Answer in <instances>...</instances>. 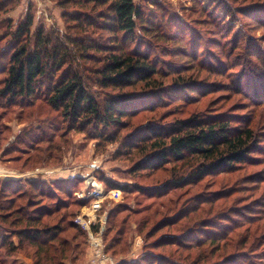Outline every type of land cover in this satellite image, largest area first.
Segmentation results:
<instances>
[{
  "label": "rangeland",
  "instance_id": "1",
  "mask_svg": "<svg viewBox=\"0 0 264 264\" xmlns=\"http://www.w3.org/2000/svg\"><path fill=\"white\" fill-rule=\"evenodd\" d=\"M212 3L149 0L140 5L157 18V29L152 33L139 29L136 42L124 48L149 54L158 86L139 84L131 89L132 116L102 139L94 138L92 130L73 129L48 105L45 90L13 104L0 97V182L55 183L69 191H54L48 197L28 184L19 185L22 195H16L12 208H29L31 202L68 208L60 214L68 224L72 214L82 215L90 208L91 203L81 208L76 203L84 200L78 195L91 178L105 184L107 194L98 215L106 224L105 244L117 242L110 251L118 264L138 263L147 255L171 264H226L229 256L237 264H264V0H220L214 7ZM12 7L0 12V92L16 46L14 34L29 10L35 16L33 32L44 27L56 39L76 36L55 1L9 0L4 10ZM88 36L107 43L108 33L102 29ZM100 58L74 57L73 62L74 68H87L88 84L105 100L115 93L96 84L94 73L106 62L97 61ZM215 116L231 128L253 130L257 146L253 163L183 187L174 183L197 172L191 160L169 161L157 170L139 168L149 149L141 143L142 136L150 128L168 130L189 119ZM69 182L74 185L71 190ZM11 197L0 194V205L8 208ZM77 233L68 230L61 236ZM162 238L166 239L160 243ZM78 241L81 258L65 264L91 262L84 237ZM203 242L206 245L201 246Z\"/></svg>",
  "mask_w": 264,
  "mask_h": 264
},
{
  "label": "trees",
  "instance_id": "2",
  "mask_svg": "<svg viewBox=\"0 0 264 264\" xmlns=\"http://www.w3.org/2000/svg\"><path fill=\"white\" fill-rule=\"evenodd\" d=\"M52 1L63 9L67 28L76 36H64L63 41L56 39L44 27L33 32L35 16L29 10L14 34L16 46L5 70L0 97L13 104L18 99L34 98L45 90L42 95L48 105L60 112L73 129L80 132L92 130L94 138L102 139L110 129L120 128L124 120L132 116L134 102L131 89H136L139 84L148 88L158 86L154 79L156 68L149 54L138 48L128 52L124 48L136 42L139 29L144 33L154 32L157 18L153 14L147 15L142 6L136 5L133 0ZM212 1L214 7L220 0ZM8 3L9 0L0 2V12L13 9L4 10ZM96 29L108 33L107 43L88 39V35ZM93 55L101 57L97 61L106 60L94 73L96 84L115 93L109 94L105 100L96 95L88 84L85 77L87 68H74V57L80 61H92ZM142 138L141 143L149 149L146 148L148 153L139 166L141 169L157 170L169 161L183 163L191 160L194 163L197 172L177 179L174 184L178 187L197 184L205 176L232 172L253 163L255 159L252 157L257 151L255 134L250 127L231 128L218 116L189 119L168 130L150 128ZM138 145L141 144H134L135 147ZM24 184L30 185L35 193L48 197H52L54 191L69 193L64 187H55V183L49 185L53 190H48L49 186L44 182H0V194L12 196L7 199L8 208L0 205V264H16L14 258L18 252L29 254L35 264H65L66 261L80 259L79 238L84 237L85 251L89 247L87 233L75 223L80 214H72L71 221L66 224L65 216L60 214L68 208H44L40 204L35 206L33 202L27 206L29 208H12L18 201L16 195H22L18 192L19 185ZM73 187V182H69L67 189ZM85 187L90 189L87 183ZM91 201L78 200L76 204L81 208ZM59 216L60 220L55 222ZM68 230L81 231V234L62 237ZM105 235L106 232L104 243ZM165 239L162 238L160 243ZM116 243L113 246L106 244V253L113 257L110 250L115 251ZM204 245L205 242L201 246ZM226 261V264H237L231 256ZM133 264L171 263L166 258L152 259L147 255L141 262Z\"/></svg>",
  "mask_w": 264,
  "mask_h": 264
},
{
  "label": "built area",
  "instance_id": "3",
  "mask_svg": "<svg viewBox=\"0 0 264 264\" xmlns=\"http://www.w3.org/2000/svg\"><path fill=\"white\" fill-rule=\"evenodd\" d=\"M136 5H141L149 0H133ZM88 190H83L79 195V199H91V206L87 208V213L79 215L75 223L87 233L89 252L91 254V262L88 264H118L117 260L106 253L107 245L104 243V232L106 224L98 215L100 212V202L106 197L105 186L94 179L87 178Z\"/></svg>",
  "mask_w": 264,
  "mask_h": 264
},
{
  "label": "crops",
  "instance_id": "4",
  "mask_svg": "<svg viewBox=\"0 0 264 264\" xmlns=\"http://www.w3.org/2000/svg\"><path fill=\"white\" fill-rule=\"evenodd\" d=\"M14 259H15L14 261L16 264H35L33 258L30 257L29 254L27 253L18 252L15 255Z\"/></svg>",
  "mask_w": 264,
  "mask_h": 264
}]
</instances>
